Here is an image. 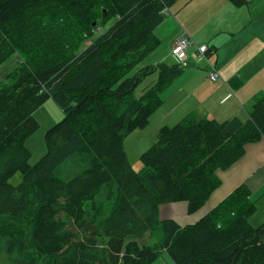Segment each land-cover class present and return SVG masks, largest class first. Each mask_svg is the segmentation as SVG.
<instances>
[{
  "label": "trees",
  "instance_id": "obj_1",
  "mask_svg": "<svg viewBox=\"0 0 264 264\" xmlns=\"http://www.w3.org/2000/svg\"><path fill=\"white\" fill-rule=\"evenodd\" d=\"M177 1L0 0V65L16 52L23 59L0 83L6 264H153L162 253L173 264H264V222L249 223L257 204L244 184L192 224L158 219L165 204L198 212L220 186L218 173L264 139V94L245 121L189 115L161 127L140 156V173L125 155L124 138L148 125L161 93L184 71L137 68L159 46L154 31ZM153 73L156 81L136 97ZM48 100L63 119L45 132L46 153L31 166L26 140ZM15 173L21 182L12 186ZM158 228L159 244L134 241Z\"/></svg>",
  "mask_w": 264,
  "mask_h": 264
},
{
  "label": "crops",
  "instance_id": "obj_2",
  "mask_svg": "<svg viewBox=\"0 0 264 264\" xmlns=\"http://www.w3.org/2000/svg\"><path fill=\"white\" fill-rule=\"evenodd\" d=\"M246 1V5L236 7L226 0H178L155 29L160 44L145 58V66L176 64L169 53L178 37L185 34L192 44L187 48L184 67L196 68L191 64L195 47L207 46L214 50V63L209 62L220 78L216 82L207 80L209 66L203 73L196 70L201 68L184 69L161 95L160 107L173 121H181L186 115L219 122L235 117L245 121L254 98L264 94V0ZM218 174L220 186L198 212L189 215L186 203H172L159 207L160 217L180 226L192 224L244 184L258 206L249 222L254 227L261 225L264 139L247 144L244 155Z\"/></svg>",
  "mask_w": 264,
  "mask_h": 264
},
{
  "label": "rangeland",
  "instance_id": "obj_3",
  "mask_svg": "<svg viewBox=\"0 0 264 264\" xmlns=\"http://www.w3.org/2000/svg\"><path fill=\"white\" fill-rule=\"evenodd\" d=\"M169 55L171 57V52L169 53ZM206 56L208 60L205 57L203 58V60H200L198 62L192 60L191 64L194 67L201 69H196L193 67H190L188 69L193 68L203 73L205 68L209 66L208 65L209 61H212L214 63V61L212 60L214 56L208 57V54ZM22 61H23L22 56L18 52L14 53L13 55H10V57L0 65V83L3 82L6 76L10 72H12L15 68H17ZM145 61L146 59L143 60L138 65L137 68H143L146 65ZM184 69H187V67L185 66ZM206 77L207 80L209 81L208 73H206ZM156 79H157L156 73L147 76L145 79H143L140 82L138 88L134 92V95L136 97H139L146 88L150 87L156 81ZM252 105L249 107L248 110H251ZM186 116H183L182 120ZM33 118L38 123V129L32 136H30L26 140V147L30 152V158L28 162L29 165L31 166L35 165L46 153V146L44 143L45 132L63 119V113L59 108V106L54 101L48 100L38 110L34 112ZM172 119L173 117L166 116V113L164 112L163 108L159 107L150 116L149 123L146 127L142 129H137L124 138L123 147H124L125 155L130 167L134 172L140 173L142 171L143 166L140 162V156L157 142L159 129L163 126H173L177 122H179V121H173ZM20 182H21L20 173H15L8 181V183L11 184L12 186H17ZM177 214H180L179 211ZM158 219L163 220L165 218H161L160 214H158ZM161 238H162V231L160 228H158L152 233V235L146 234L143 238L135 239V240L127 239L126 242L134 240L137 241L140 245L155 246L156 244L160 243ZM0 264H6V257L4 255H0ZM153 264H173V263L171 262V260L169 259L166 253H162L160 257L155 262H153Z\"/></svg>",
  "mask_w": 264,
  "mask_h": 264
},
{
  "label": "built area",
  "instance_id": "obj_4",
  "mask_svg": "<svg viewBox=\"0 0 264 264\" xmlns=\"http://www.w3.org/2000/svg\"><path fill=\"white\" fill-rule=\"evenodd\" d=\"M192 42L190 39L185 35H181L178 37L176 40V43L173 45L172 50H171V56L172 58L176 61L177 64L184 66L187 60V48L189 45H191ZM209 48L207 46H196L195 47V53L192 56V59L195 62H198L200 60H203L205 57L207 59V54L209 53ZM208 60V59H207ZM209 67H208V79L211 82H216L218 81L219 75L218 72L216 71L215 67L212 66L209 62Z\"/></svg>",
  "mask_w": 264,
  "mask_h": 264
},
{
  "label": "bare ground",
  "instance_id": "obj_5",
  "mask_svg": "<svg viewBox=\"0 0 264 264\" xmlns=\"http://www.w3.org/2000/svg\"><path fill=\"white\" fill-rule=\"evenodd\" d=\"M99 32H97V34H98Z\"/></svg>",
  "mask_w": 264,
  "mask_h": 264
}]
</instances>
